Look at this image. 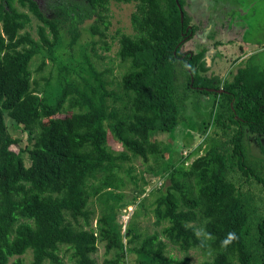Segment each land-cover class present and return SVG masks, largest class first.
Segmentation results:
<instances>
[{
  "label": "trees",
  "instance_id": "16d2710c",
  "mask_svg": "<svg viewBox=\"0 0 264 264\" xmlns=\"http://www.w3.org/2000/svg\"><path fill=\"white\" fill-rule=\"evenodd\" d=\"M20 1L44 27H39L40 40L35 41L23 33L30 17L13 0L1 2L0 264L14 258L12 264H65L63 247L70 254L68 264H98L94 255L100 244L105 246L104 264H124L128 253L135 254L139 264L190 263L189 256L181 261L168 256L166 241L186 255L195 249L210 251L212 260L201 264H264V218L252 234L245 195L229 179L233 167L248 175L242 144L247 130L264 137V48L222 85L218 78L202 75L208 64L203 52L182 51L197 33V27L190 25L185 0H115L136 3L132 15L136 35L123 34L119 40V57L129 63V70L121 81L123 97L114 98L122 103L118 108L109 104L111 95L88 56L79 62L74 57L63 61L57 55L63 44L60 20L45 16L32 0ZM62 1L58 7L70 21L71 47L77 44L78 24L85 18L95 16L91 32L107 37L111 0ZM242 42L262 47L264 35L261 40ZM38 55L43 56L41 70L48 58L59 66L44 93L30 70ZM180 62L186 66L192 89L219 97L215 123L223 135L216 134L219 146L189 168L182 163L167 174L161 169L155 172L170 181L160 190L154 209L160 234L146 236L132 226L123 234L118 213L131 204L116 191L124 187L122 164L130 158L108 147V130L133 157L159 162L163 150L156 137L172 134L178 126L175 84ZM68 102L70 110L80 111L65 113ZM7 116L34 135L32 147L23 148L8 133ZM231 126L234 135L229 139ZM13 146L21 147L15 151ZM254 178L264 190V180ZM92 199L100 202L98 216L90 210ZM198 223L213 237L203 245L196 235ZM228 233H235L236 239L223 247L221 241ZM29 252L32 260L26 263L22 257Z\"/></svg>",
  "mask_w": 264,
  "mask_h": 264
},
{
  "label": "rangeland",
  "instance_id": "374dc122",
  "mask_svg": "<svg viewBox=\"0 0 264 264\" xmlns=\"http://www.w3.org/2000/svg\"><path fill=\"white\" fill-rule=\"evenodd\" d=\"M2 1L0 0V4ZM13 1L15 7L31 19L23 33H28L35 41H39V27H44V24L28 8L23 7L20 0ZM69 1L83 3L82 0ZM62 2L64 1L45 0V4L41 7L45 16L50 19L58 18L61 22L60 32L63 44L57 55L63 61L74 57L79 62H85L86 59L83 56H88V60L104 84L106 93L111 95L107 97L109 104L119 108L122 103H116L114 98L123 97L121 81L129 70V63L123 62L119 57V40L123 34L131 37L136 35L132 25V15L136 11V3H121L111 0L107 14L110 23L107 37L101 39L100 36L91 32V26L96 24L95 16L89 19L85 18L82 23L78 24L80 34L77 44L71 47L70 21L67 14L58 7ZM185 10L190 17V25L197 27V33L183 46L182 51L184 53L192 52L195 55L204 53V60H207L208 64L206 71L202 73L203 76L218 78L222 85L226 81H232L238 70L245 66L248 58L264 48V46L254 47L243 44L241 41L262 39L264 35V0H185ZM46 30L50 33L48 27ZM1 32L2 23L0 22ZM42 61L43 56L38 55L30 63L33 82L38 84L40 93H44L48 83L54 82L59 68L57 63L48 58L46 65L41 70ZM85 76L88 77L86 74ZM91 82L95 87H98L99 83L96 77H92ZM175 98L179 107L178 126L174 133L160 134L156 137L155 140L161 144L163 150L159 162L151 158L148 163H145L142 158L133 157L108 130V147L117 155L126 153L130 158L122 164L120 177L124 187L116 191L124 196V202L131 204L118 213V222L122 226L123 234L129 226L135 227L139 233L146 236L155 232L160 234L162 228L155 226L154 209L156 201L161 195L160 190H164L170 181L164 175H157L155 172L161 169L167 174L182 163L187 169L198 158L209 155L213 146H219L216 134L220 133L222 136L223 130L215 122L221 101L215 93L204 95L191 88L190 78L183 62H180L176 67ZM69 104V102L66 104L68 112L65 113L80 111L78 107L70 110ZM223 120L221 119V124ZM6 125L8 133L19 139L23 148L27 145L32 147L33 134L17 125L8 116ZM233 127L231 126L232 131L229 132V139L234 135ZM242 144L246 167L249 169L248 175H245L238 167H233L229 179L245 195L251 212L249 226L254 234L258 223L264 218V190L263 186L258 184L254 178L256 175L264 180V137L250 134L247 130ZM21 146H13L12 149L19 151ZM28 159L27 156V165H29ZM229 165L231 166L232 163L229 162ZM162 183H164L163 187H161ZM90 210H93L96 216L100 214L101 207L97 199H92ZM96 223L97 221L94 220V227H96ZM196 226L198 231L202 229L199 223ZM124 242L127 244V238L124 239ZM166 243L168 244L167 255L179 261L185 256L190 257L189 264H201L212 260L210 251L203 252L200 249H195L186 255L168 241ZM65 250L66 248L63 247L61 256L65 264H68L70 254L67 255ZM94 258L98 264H104L106 258L104 244L99 245V250ZM16 259H11L9 264H12ZM22 259L29 263L32 260V252L27 253ZM124 264H139L137 256L128 253Z\"/></svg>",
  "mask_w": 264,
  "mask_h": 264
},
{
  "label": "clouds",
  "instance_id": "9594fccd",
  "mask_svg": "<svg viewBox=\"0 0 264 264\" xmlns=\"http://www.w3.org/2000/svg\"><path fill=\"white\" fill-rule=\"evenodd\" d=\"M197 237L198 238H201V244H205L208 240H211L213 239V237L211 236V234L209 233H206L203 229L199 230L197 233H196ZM236 239V235L235 233H228L226 239L222 240L221 241V245L223 247H227L229 244H231L234 240Z\"/></svg>",
  "mask_w": 264,
  "mask_h": 264
},
{
  "label": "flooded vegetation",
  "instance_id": "af4514ba",
  "mask_svg": "<svg viewBox=\"0 0 264 264\" xmlns=\"http://www.w3.org/2000/svg\"><path fill=\"white\" fill-rule=\"evenodd\" d=\"M32 1H34L39 6L40 9L45 4V0H32Z\"/></svg>",
  "mask_w": 264,
  "mask_h": 264
},
{
  "label": "water",
  "instance_id": "95a60500",
  "mask_svg": "<svg viewBox=\"0 0 264 264\" xmlns=\"http://www.w3.org/2000/svg\"><path fill=\"white\" fill-rule=\"evenodd\" d=\"M177 2H178V0H177ZM179 4V3H178ZM181 17H182V22L184 21V13L181 11ZM194 81H193V79H192V83H193ZM211 92H214V90H211ZM219 92H221V91H219Z\"/></svg>",
  "mask_w": 264,
  "mask_h": 264
},
{
  "label": "crops",
  "instance_id": "0c3cea01",
  "mask_svg": "<svg viewBox=\"0 0 264 264\" xmlns=\"http://www.w3.org/2000/svg\"><path fill=\"white\" fill-rule=\"evenodd\" d=\"M242 41V40H241ZM243 44H245L244 42H242ZM248 45V44H247ZM252 46H254V47H256V45H252ZM258 47V46H257Z\"/></svg>",
  "mask_w": 264,
  "mask_h": 264
}]
</instances>
